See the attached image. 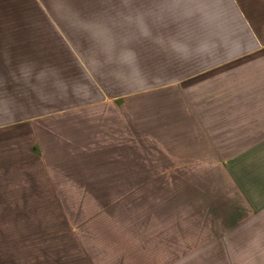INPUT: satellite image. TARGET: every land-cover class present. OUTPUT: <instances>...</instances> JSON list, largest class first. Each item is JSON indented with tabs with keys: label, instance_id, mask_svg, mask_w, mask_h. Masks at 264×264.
Returning <instances> with one entry per match:
<instances>
[{
	"label": "crops",
	"instance_id": "obj_1",
	"mask_svg": "<svg viewBox=\"0 0 264 264\" xmlns=\"http://www.w3.org/2000/svg\"><path fill=\"white\" fill-rule=\"evenodd\" d=\"M99 6L0 25V264H100L81 209L181 176L180 206L231 212L137 264H264V0Z\"/></svg>",
	"mask_w": 264,
	"mask_h": 264
},
{
	"label": "rangeland",
	"instance_id": "obj_2",
	"mask_svg": "<svg viewBox=\"0 0 264 264\" xmlns=\"http://www.w3.org/2000/svg\"><path fill=\"white\" fill-rule=\"evenodd\" d=\"M104 0H0V25L1 24H39L47 22V19L63 18L70 7H100ZM60 16H58V15ZM55 22V21H54ZM149 179L148 186L151 188V180L160 183V191L144 190L129 193H111L112 199L126 200L125 204L117 203L116 206L102 209L89 207L81 209L88 215H95V233L93 238L87 240L91 250L96 255V262L100 264H137L151 263V255H146L145 250L151 247V231L157 235V240L164 246L167 242L172 246L183 247L184 241L180 240L184 227H192L198 230L199 225H186L184 219L189 216L199 215H228L230 208L224 206L201 209L198 207L183 208L180 202L185 196L180 191H168V183L172 188L182 190L184 177H144ZM158 178V179H157ZM192 183L199 182L198 177H191ZM225 177H207V186L214 187L216 184L225 183ZM156 182V181H155ZM188 182V177L187 181ZM164 188L165 190H162ZM227 188V187H226ZM92 193L89 195L91 196ZM96 198L108 199V193L96 192ZM211 196V197H210ZM207 199L215 201V194H210ZM226 199H231V189L228 187ZM221 199H218L220 201ZM177 201V202H174ZM82 216V215H81ZM106 216V217H104ZM111 217V220L108 218ZM211 226L208 224L207 227ZM92 231V230H91ZM143 231V233H141ZM95 237V238H94ZM175 238V240H168ZM144 246V256L140 254ZM140 254V255H139ZM173 258V257H172ZM175 258V257H174ZM177 258V257H176Z\"/></svg>",
	"mask_w": 264,
	"mask_h": 264
}]
</instances>
